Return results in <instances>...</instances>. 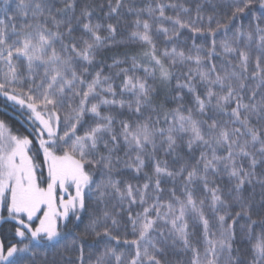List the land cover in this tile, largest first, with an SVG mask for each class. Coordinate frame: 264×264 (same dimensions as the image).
Wrapping results in <instances>:
<instances>
[{
    "label": "snow or ice",
    "instance_id": "1",
    "mask_svg": "<svg viewBox=\"0 0 264 264\" xmlns=\"http://www.w3.org/2000/svg\"><path fill=\"white\" fill-rule=\"evenodd\" d=\"M58 2L63 7H57ZM204 2L211 4L212 13L205 17L203 5L197 3L195 19L187 20L180 15L190 12L183 3H157L155 8L147 7L150 18L161 25L163 21L171 23V28H157L168 39L179 37L183 29L193 34L190 38L194 41L196 56L173 47L170 52L162 53L170 60L168 66L156 55L149 20L137 15L134 21L135 30L131 31L130 39L151 45V51L142 53L153 64L151 72L144 68L145 73L159 79L162 86H168L174 75L172 69L194 59L199 81L205 85L203 96L198 93L191 72L185 74L183 83L178 81L177 87L186 88L193 95L199 117L207 115L209 109L214 113L205 120L197 118L192 109L185 115L180 105L172 110L173 124L167 129H158L151 115L144 114L145 109L155 111L156 89L146 79L128 75L126 68L120 69L116 75L123 73L125 78L119 94L130 93L133 97L125 101L116 99L115 87L107 83L112 77L104 76L102 69L90 81L85 78L96 63L99 51L119 43L116 24H107V35L101 36L103 26L91 22L94 10L88 5L81 8L78 16L68 15L75 12L76 0H18L11 16L7 15L10 0H3L0 11L7 19H0V97L5 105L26 117L28 134L13 133L10 125L0 120V225L11 224L10 231L18 238L15 243L0 240V264H92V252L88 251V259L85 252L93 246L89 244L90 237L94 238L93 244L102 235L120 243L111 231L119 227V221L106 207L111 197L118 198L121 204L127 201L129 205H146L153 200L135 217L129 212L128 220L136 237L124 240L125 245L134 247L129 264H167L163 257L169 245L191 251L190 264H245L239 255H233L234 251L239 253V249H234L237 226L250 245L251 258L247 264H264V27L261 26L264 0ZM108 7L105 15L109 18L119 15L121 7L130 13L134 11L123 0H116L114 6L109 0ZM166 7L179 11L175 16H167ZM221 12L228 17L227 22L218 18ZM246 16L248 29L237 26L233 36L227 38L234 22ZM77 25L85 35H73ZM221 31L225 39L219 43L222 51L217 52L216 37ZM198 37L206 43L195 44ZM241 38H244L243 48L239 46ZM57 42L60 51L55 47ZM231 54L238 56L235 64L228 59V66L221 65L220 71L216 64L201 70L204 61H211L214 56L227 58ZM120 63L114 60L112 66ZM77 64H80L79 71ZM137 67L136 58L132 57V69ZM102 81L107 83L106 88L101 87ZM176 98L183 99L179 93ZM101 106L127 107L133 118L118 120L110 111L102 112ZM217 116L227 119L222 122ZM164 120H168L167 112ZM157 133L163 137L159 147ZM179 134H188V158L177 152ZM197 146L209 149L211 155L201 151L193 163L191 153ZM121 148L123 157L119 154ZM160 148L179 167L170 168L168 161L157 159ZM218 148L224 149L225 154L218 155ZM41 154L42 161L37 162ZM243 158L249 161L247 168L238 163ZM147 161L152 162L153 172L152 175L145 173L142 186L125 182L121 188V181L113 178L121 165L139 174ZM42 167L47 168L46 187L37 176V170ZM221 170L231 184L226 196L212 179ZM97 171L101 176L99 181L94 179ZM165 178L173 182L179 178L185 198L176 196L173 189L172 199L166 211H162L165 205L160 202V194ZM197 183L206 193L199 200L192 188ZM256 185L261 189L259 201L245 194L246 187L254 191ZM71 188L74 194H68ZM100 205L105 207L97 214L95 209ZM186 217L191 218L193 225H202V250L193 243L195 233L189 231ZM240 220L246 223L240 224ZM158 221H163L165 227H157ZM257 227L261 229L259 234L255 231ZM154 232L159 239L152 235ZM109 256H114L119 264L123 253L118 255L115 248L106 246L95 264H106Z\"/></svg>",
    "mask_w": 264,
    "mask_h": 264
},
{
    "label": "trees",
    "instance_id": "2",
    "mask_svg": "<svg viewBox=\"0 0 264 264\" xmlns=\"http://www.w3.org/2000/svg\"><path fill=\"white\" fill-rule=\"evenodd\" d=\"M18 0H10V5H16ZM116 0H111L112 5H115ZM124 4H131L134 8L133 12H128L125 7H121L119 9V15L113 14L110 18L105 15V13L109 10V0H76V6H75V12L69 13L68 15H72L73 18L75 16H78L80 14L81 8H83L85 5H88L91 9H93V15L91 18L92 23H100L103 27L100 30V35L104 36L107 35L106 32V26L109 23H113L117 25V35L116 40L119 41L117 45H110L107 47H103L96 58V63L89 68V77L86 76L87 80H91L95 73L97 71L103 70V75L111 76L113 81V85L117 91V97L116 99H124L125 101L132 100V96L130 93H125L123 96H121L120 93V86L122 81L124 80V74L121 73L119 76L116 74L120 72V69L126 68L128 69V75H135L136 77H140L142 79H146L147 83L151 86H153L156 89V92L154 93L153 98V107L155 108V111L152 110V108L145 109L144 114L145 116L151 115L152 117V123L157 126V120L159 121V126L157 128H160V126L165 127L167 125V122L170 117L173 116L172 110L176 109L178 106L182 105V112L187 115V110L192 109L193 114L197 113L196 111V105L194 102L193 95L188 92L186 88L179 89L177 87L178 81L180 83H183L185 81V74L191 72L193 76V83L197 86L198 93L203 96L205 91V85L202 84L199 81V77L197 75V65L195 63V60L192 61H185L182 64H177L172 70H173V78L171 83L168 86H162L159 82V79H153L152 76L145 73L144 68H148L149 72L153 69V64L145 58L142 53L144 51H151V45L145 44L142 41H133L130 39V33L131 31L135 30L134 21L137 18V15L144 20L148 19L150 24L152 25V29L150 32L152 43L155 45L156 48V55L160 57L161 59H164V63L166 66L170 64V60L167 58H164L162 56V53L167 50L171 51L173 47H175L178 51H184L186 55H192L193 57L196 56L197 52L195 47L193 46L194 41L190 37L193 35L189 30L183 29L181 30V35L179 37H174L172 39H168V37L163 32H157L158 27H168L171 28L172 25L168 21H163L162 25L157 22L156 19L150 18L147 14V7L151 5L153 8L156 7L157 3H163L165 5L170 4H180L183 3L185 7H188L190 9L189 13H183L181 12L180 15L183 19L187 20L189 18L195 19L196 16V5L197 3H201L203 5L202 7V14L207 17L209 14L212 13V8L210 3L204 2V0H123ZM15 5L11 8H8V11H14ZM3 8V6H0ZM57 7H63V4L57 3ZM143 9L144 11H140ZM179 11L178 8L174 9L171 7H166L165 9V15L167 16H175V14ZM11 12V13H12ZM5 14L0 11V17H3ZM13 15V13L11 14ZM9 16V15H8ZM155 16L158 17L159 13L158 11L155 13ZM218 18L222 20V22H227L228 17L223 15V12L218 14ZM17 18V22H18ZM118 21V23H117ZM84 22H87L86 20ZM207 23L205 19V24ZM243 25V28L245 30L248 29L249 25V18L246 16L244 19H237L231 29L228 31L227 38H231L235 32V27ZM49 26L51 27V23H49ZM215 27V24L212 25ZM264 27V24L261 25ZM142 30V29H141ZM61 31H64V28H61ZM75 37H80L82 35H85L83 29L81 26L77 25L75 26V31L73 33ZM171 35V33H169ZM217 52H221L222 49L219 48V43L221 40L225 39L223 31L217 34ZM65 40L67 42V37H65ZM211 38L208 39L207 43H210ZM243 40L244 38H241L240 47L243 48ZM206 41L203 38H197L195 40V44L197 45H203ZM55 47L57 48V51L61 50V46L59 42L56 43ZM200 55H203V52L200 53ZM132 57L136 58L138 67L133 70L132 69ZM231 59L232 63L235 64L238 60L237 54H231L227 58L224 56H214L211 61H204L201 65V70L206 71L211 64L217 65V70L220 71V66L227 65V60ZM114 60H119L122 63L112 66ZM112 66V67H110ZM77 68L80 69V64H77ZM156 76H159V73L157 71ZM114 79V80H113ZM218 90V88L216 89ZM179 93L180 96L183 97L182 100L177 99V94ZM111 99L112 97H108ZM95 102V101H92ZM102 112H111L114 115L117 116V119H132L131 113H129L127 107L120 109L118 106L106 108L105 106H101ZM165 112L168 113V120H164ZM198 114V113H197ZM214 113L211 109L208 110L207 115L203 117L197 116V118H202L207 120L209 116H212ZM217 119L221 120L222 122L227 119V117L224 116H217ZM0 120L6 121L8 125H10V131L15 134H24L27 135V124L24 123L26 120V117L21 114L20 111L14 110L12 107H9L3 103V98L0 97ZM211 122V121H209ZM117 131H119V124L116 125ZM206 131V126H205ZM31 138V137H29ZM180 149H187V143H181L179 144ZM186 146V147H185ZM195 152L191 153V156L194 158L190 162L194 163L195 159H199L200 152L206 151L205 149H202L201 146H197L194 148ZM193 150V151H194ZM177 152L184 156L185 158L189 157V151L187 149L186 152H179V149H177ZM122 157L124 155V149L121 148L120 153ZM218 155H224L225 150L222 148L217 149ZM157 159L160 160H166L168 161L170 168H176L179 167L178 163H173V157L171 155L169 156H163L162 154L158 153L156 154ZM42 161V154L38 158L37 162ZM238 163H241L244 165L245 168L248 166V159L243 158L238 161ZM257 171H260V168L258 167ZM153 172V165L151 161L146 162V166L143 169L142 172L137 174L134 169L130 168H124L122 165L120 166V170L117 173H113V178L116 180L121 181V188L124 187V183H131L134 186H142L145 183V173L148 175H152ZM42 173V174H41ZM37 176L40 180L43 181L42 186L46 187V181H47V168L42 167L41 169L37 170ZM94 179L99 181L101 179L99 171H97L96 175L94 176ZM212 179L215 180V183L221 187L223 190L225 196L227 195L228 189L231 186L228 178L226 175L223 174V170H221V174L218 176L212 177ZM161 187L163 188V192L160 194V202L165 205V208L162 209V211H166V205L167 203L172 199V190L175 189L176 196H179L181 199H184V190H183V184L181 180L178 178L175 182H173L171 179L165 178V180L162 182ZM194 196L196 199L204 198L206 193L203 191L202 185L197 183L196 185L192 186ZM58 196H59V190H57ZM68 194H74V188L69 189ZM67 195H65V199H67ZM246 195H252L254 198L259 201L261 196V189L259 185L255 186V190L253 191L252 187H246L245 191ZM153 203V200L150 199L148 204L146 205H140L139 203L129 205L127 201H125L123 204L119 202V199L116 197H111L108 199L106 207L107 210L110 211L116 219L119 221V227L111 229L112 235L117 236L120 239V243L117 244L116 240L109 239L104 237L103 235L100 237V239L93 244L94 238H89V244L93 245L91 249L86 248V259H88L87 253L88 251L92 252L91 260L92 264H95L96 257L103 253L105 251L106 246L107 247H113L116 249L117 254L123 253L122 260L119 262V264H129V260L132 255H134V247L125 245L124 240L127 239L129 241L135 239V235L132 232V226L131 223L128 220L129 212L133 217L137 213H142L144 207H148ZM105 205H100L96 207L95 211L97 214H100L102 209H104ZM92 208H89V211H91ZM6 215V213H4ZM84 215V223L87 222L88 216L87 213ZM152 218H155V212H152ZM254 219L259 220L260 218L258 216H254ZM189 221V231L194 232L195 235L192 237L193 243L196 244L197 247H199L201 250L203 249V242H202V225L196 224L193 225V222L190 217H186ZM231 221H229L230 223ZM109 221V226H110ZM240 224L246 223L245 220H240ZM11 224H2L0 225V240H4L7 242L15 243L18 238H15L12 235ZM83 227V224H81V228ZM157 227H165L163 221H158ZM170 227V225H168ZM215 230V229H214ZM166 231V228H165ZM256 233L259 234L261 229L257 227L255 229ZM102 232V229H101ZM237 233V239L234 243V249H239V253L236 251L233 252V255H239L240 259L245 261V264H247V261L251 258V251H250V245L247 242L246 239L243 238V235L240 231L239 226L236 228ZM154 237L159 239V236L157 233L152 234ZM165 261H167V264H190V261L192 259V253L191 251H181L179 249V246L177 248L173 249L171 245H169V248L167 250V254L163 257ZM106 264H118L114 256H109L106 258Z\"/></svg>",
    "mask_w": 264,
    "mask_h": 264
},
{
    "label": "rangeland",
    "instance_id": "3",
    "mask_svg": "<svg viewBox=\"0 0 264 264\" xmlns=\"http://www.w3.org/2000/svg\"><path fill=\"white\" fill-rule=\"evenodd\" d=\"M14 5H15V3H14ZM14 5H10V3H9V5H8V8H11V7H13ZM12 11H8V13H7V15H9V16H11V14L13 13H15V10L11 13ZM0 19H7V16H3V17H0ZM17 23H19V19H18V22ZM25 69H24V67L23 66H21V71H24ZM77 70L79 71V70H81V69H78L77 68ZM40 71H42V69H40ZM104 76H106V75H104ZM87 77H89V74L87 75ZM86 78V77H85ZM114 80V79H113ZM107 83H111L112 85H113V81H109V82H107ZM107 83H105V82H103L102 81V84H101V87H107ZM114 86V85H113ZM98 91L100 90V88H98L97 89ZM132 96V95H131ZM133 98V97H132ZM195 115L196 116H198V114L197 113H195ZM173 116L172 117H170L169 118V120H168V122H167V125L165 126V127H163V126H160V128H163V129H167L169 126H171L172 124H173ZM156 126V125H155ZM159 126V123H157V126H156V128ZM159 129V128H158ZM167 133L165 132V135H166ZM179 137L180 138H178V140H177V143H178V145L179 144H181V143H187V139H188V134H179ZM163 139V137H161L160 136V134L159 133H157V136H156V140H157V145H158V147H159V145H160V142H161V140ZM186 147V146H185ZM201 148L202 149H205L208 153H209V157H210V155H211V152H210V150L209 149H206V148H204L203 146H201ZM177 149H179V152H186L187 151V149H180V146L177 148ZM193 152H195V150L193 151ZM158 153H160V154H162L163 156H169V155H166L165 153H164V151H163V149L162 148H160L158 151H157V153L156 154H158ZM65 195H67V194H65ZM178 207V206H177ZM6 213V212H5Z\"/></svg>",
    "mask_w": 264,
    "mask_h": 264
},
{
    "label": "flooded vegetation",
    "instance_id": "4",
    "mask_svg": "<svg viewBox=\"0 0 264 264\" xmlns=\"http://www.w3.org/2000/svg\"><path fill=\"white\" fill-rule=\"evenodd\" d=\"M3 6L4 7V5H3V0H0V6ZM1 8V7H0Z\"/></svg>",
    "mask_w": 264,
    "mask_h": 264
}]
</instances>
